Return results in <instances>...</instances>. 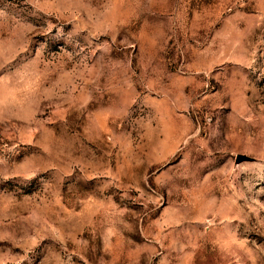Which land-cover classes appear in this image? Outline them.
<instances>
[{
  "label": "rangeland",
  "instance_id": "374dc122",
  "mask_svg": "<svg viewBox=\"0 0 264 264\" xmlns=\"http://www.w3.org/2000/svg\"><path fill=\"white\" fill-rule=\"evenodd\" d=\"M0 264H264V0H0Z\"/></svg>",
  "mask_w": 264,
  "mask_h": 264
},
{
  "label": "water",
  "instance_id": "95a60500",
  "mask_svg": "<svg viewBox=\"0 0 264 264\" xmlns=\"http://www.w3.org/2000/svg\"><path fill=\"white\" fill-rule=\"evenodd\" d=\"M245 160H246V157L245 156H237L236 157V160H235V163L236 164H239V163H241V162H243Z\"/></svg>",
  "mask_w": 264,
  "mask_h": 264
}]
</instances>
